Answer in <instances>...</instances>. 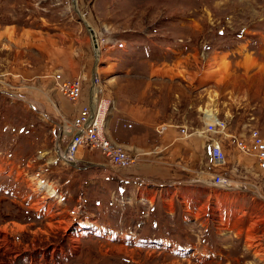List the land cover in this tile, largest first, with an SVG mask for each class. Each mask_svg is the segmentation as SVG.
Instances as JSON below:
<instances>
[{
    "label": "rangeland",
    "instance_id": "obj_1",
    "mask_svg": "<svg viewBox=\"0 0 264 264\" xmlns=\"http://www.w3.org/2000/svg\"><path fill=\"white\" fill-rule=\"evenodd\" d=\"M57 73L107 102L104 134L115 97L145 107L153 133L204 141L213 111L224 160L196 145L192 170L184 147L173 187L118 196L96 149L60 158L78 112ZM253 128L264 139V0H0V264H264V170L232 140ZM217 173L240 187L214 186Z\"/></svg>",
    "mask_w": 264,
    "mask_h": 264
},
{
    "label": "crops",
    "instance_id": "obj_2",
    "mask_svg": "<svg viewBox=\"0 0 264 264\" xmlns=\"http://www.w3.org/2000/svg\"><path fill=\"white\" fill-rule=\"evenodd\" d=\"M111 80H114L110 82L111 84H116L117 78H111ZM114 92L116 96H119L118 86ZM91 97H89L90 99L86 98L84 101L81 97L79 102L74 103L73 108L69 107L70 110L74 111L73 115L78 112L81 104L95 105ZM119 102V98L115 97L106 120L109 133L105 135L113 143L135 155L136 161L125 168L116 167V173L111 175L113 182L118 181L124 184V187H121L119 191H115L118 196L128 198L133 202L140 199L138 197H142L143 200L147 201L150 200L149 198H153L155 193L158 194L154 192V189L162 192L168 190L169 187H173L176 184L174 179L181 176L179 169H176V167H179V161L182 160H179L178 156L184 147L190 152L188 162L185 163L188 167L192 168L195 165L196 145L200 149L209 146L210 157V143L208 140L204 141L199 135L194 134L185 138L184 135H181L180 130L175 127L177 125H166V123H164L165 126H161L160 130L153 133L149 128L155 121L147 114L145 107L134 106V104L127 106ZM127 123L131 124V127H128L129 129L126 126ZM140 127H145L148 131H142L139 129ZM185 141L188 142L185 143ZM192 170H195V168H192ZM152 185L156 188H153ZM124 193L126 195H123Z\"/></svg>",
    "mask_w": 264,
    "mask_h": 264
},
{
    "label": "built area",
    "instance_id": "obj_3",
    "mask_svg": "<svg viewBox=\"0 0 264 264\" xmlns=\"http://www.w3.org/2000/svg\"><path fill=\"white\" fill-rule=\"evenodd\" d=\"M54 81L60 93L68 100L76 102L81 99L83 80L80 76L65 79L62 73H57L54 75ZM106 112L107 102L103 99H99V101L97 99L95 105L84 103L72 119L70 136L64 151L66 155L72 157L79 149L90 147L99 151L112 165L118 168L128 167L136 161V156L113 143L104 134ZM181 131L187 134L185 130L182 129ZM205 131L207 134L215 135L208 138L210 159L215 165H219L225 156L220 138L226 134V122L216 118L207 123ZM216 135H220V137ZM232 140L238 150L255 160L258 169L264 170V139L257 129H250L248 138L233 136ZM214 177L212 179L214 186L221 188L230 186V180L223 174L217 173Z\"/></svg>",
    "mask_w": 264,
    "mask_h": 264
},
{
    "label": "bare ground",
    "instance_id": "obj_4",
    "mask_svg": "<svg viewBox=\"0 0 264 264\" xmlns=\"http://www.w3.org/2000/svg\"><path fill=\"white\" fill-rule=\"evenodd\" d=\"M94 31V30H93ZM94 33H95V31H94ZM95 100H96V96H95V92L93 91V98H92V101H93V103H95L96 104V102H95ZM204 112H206V116H205V119H207V121L208 120H215L216 118H215V114L213 113V111H211V110H207V111H204ZM64 132L67 134V132H69V130L65 127L64 128ZM79 153H80V151H77V153H75L74 155H72V157H70V156H68V155H66V152L64 151L63 152V154H60L61 155V160L63 161V162H65V163H68V164H74V163H76L77 162V156L79 155ZM58 155H59V152H58ZM59 155V156H60ZM79 157V156H78ZM36 184L40 187V188H43V189H45V191L47 192V194L49 195V196H53V195H55V191H54V189L52 188V186H50V185H48V184H45L43 181H41V180H37V182H36ZM229 185H231V188H239L240 187V185L239 184H236V183H231V184H229Z\"/></svg>",
    "mask_w": 264,
    "mask_h": 264
},
{
    "label": "water",
    "instance_id": "obj_5",
    "mask_svg": "<svg viewBox=\"0 0 264 264\" xmlns=\"http://www.w3.org/2000/svg\"><path fill=\"white\" fill-rule=\"evenodd\" d=\"M72 1L75 4V0H72ZM75 11H76V13L79 14V11L77 8H75ZM82 20H83V23H84L86 29L88 30V32L90 34L91 45H92V48L94 51L95 63H94V66L92 68V77H93L92 81H93V86H95V83H96L95 75L97 72V63H98V59H99V55H100L99 42H98L97 36L95 35L91 25L89 23H87L84 19H82ZM48 120H50V119H48Z\"/></svg>",
    "mask_w": 264,
    "mask_h": 264
}]
</instances>
